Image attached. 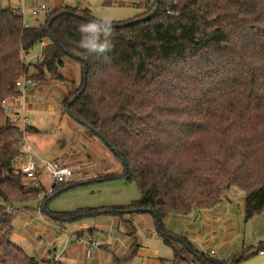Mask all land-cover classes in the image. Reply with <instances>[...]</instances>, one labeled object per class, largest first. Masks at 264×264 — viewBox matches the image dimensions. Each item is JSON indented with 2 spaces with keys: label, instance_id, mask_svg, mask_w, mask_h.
Masks as SVG:
<instances>
[{
  "label": "trees",
  "instance_id": "1",
  "mask_svg": "<svg viewBox=\"0 0 264 264\" xmlns=\"http://www.w3.org/2000/svg\"><path fill=\"white\" fill-rule=\"evenodd\" d=\"M94 17L89 7L63 4L27 25L20 8L0 0V264H45L12 239L19 205L31 208L39 189L16 170L20 118L6 114L2 101L20 94L16 82L31 66L34 82L63 80L67 56L82 64V78L64 111L110 148L141 196L68 211L50 210L48 200L44 216L66 226L149 213L175 264L189 253L201 264H238L264 250L260 242L227 261L197 251L166 222L212 209L233 187L245 192V222L264 212V0H154L142 14L113 22L107 59L78 47L79 25ZM43 41L42 59L26 62L24 54ZM88 182L64 184L54 196Z\"/></svg>",
  "mask_w": 264,
  "mask_h": 264
},
{
  "label": "rangeland",
  "instance_id": "2",
  "mask_svg": "<svg viewBox=\"0 0 264 264\" xmlns=\"http://www.w3.org/2000/svg\"><path fill=\"white\" fill-rule=\"evenodd\" d=\"M1 1L4 5H9L8 0ZM25 1L27 3V9L25 11L26 20L31 24L44 22L48 12H41L37 16H33L28 7L36 5V1ZM41 2L46 4L48 10L54 7L53 1L41 0ZM65 2L89 7L95 17L109 15L113 18V22H118L142 14L149 8L154 0H118L117 3L111 5H105L103 0H65ZM20 5L21 3H19V6ZM42 54L43 44H37L28 56L29 62L36 63L41 59ZM32 72H34L33 66L30 67L28 75H31ZM62 72L65 75L63 80L48 79L34 82L30 89L29 97L27 98L28 108L26 109L25 115L28 124L35 127V130H30L28 132L29 141L41 156L49 159H55L53 155L56 154L55 151L59 152L60 149H66L68 147L65 141L68 140L70 142V139L78 136V128L79 130L82 128L87 129L85 125L79 123V121L74 119L70 114L66 113L63 108V102L70 91L80 84L82 78V64L72 57L67 56ZM18 96L14 97V99ZM6 100L8 102L12 101L8 98ZM19 105L20 103L18 102L11 104V106H13L11 111H14V108ZM19 123L20 119L18 121V124ZM44 138H47L46 141ZM38 139L40 142L44 141V146L40 147V149L43 148V150L49 152V154L39 150L37 147ZM92 144L93 151H96L93 152L94 155L101 159L98 160L99 163L94 168L95 172L92 171L93 168H84L82 175L78 176L76 179L77 182H89L69 188L50 198L48 201V208L50 210L68 211L81 207L126 205V203H130L132 200L140 198L141 191L137 183L135 181H129L121 176L124 166L122 162L112 154V151L110 153V148L108 146L106 147L98 137L96 140H93ZM110 174H114L115 177L102 180L98 179ZM44 180L48 182L47 174H45ZM229 191V194L233 196V202L236 203L239 209L241 202L245 200V192L237 187H233ZM37 203L36 201L30 202L29 207L34 208L37 206ZM19 208L20 211L14 216L15 230L12 236L14 242L21 245L30 255L38 257L40 253L43 252L49 254L54 253V243L57 244L58 251L63 250L64 239L66 238L65 231L59 232L57 228L48 225L52 230L51 233L47 231L45 234L33 233L35 232V228H48L46 226L47 224L54 225L55 223L53 224L51 220L44 216L47 221L45 222V220L40 218L38 213L31 208L22 207V205H19ZM128 218L130 217L128 216ZM80 222L79 220L68 224V230L72 231L71 229L77 228ZM134 223L136 225V220H134ZM122 226L123 228H127L128 231L133 230L131 225H126V227L125 225ZM58 235L61 236L59 241L57 240ZM163 252L174 254L173 249L170 247H166ZM99 264L107 263L100 260ZM196 264L201 263L197 262Z\"/></svg>",
  "mask_w": 264,
  "mask_h": 264
},
{
  "label": "crops",
  "instance_id": "3",
  "mask_svg": "<svg viewBox=\"0 0 264 264\" xmlns=\"http://www.w3.org/2000/svg\"><path fill=\"white\" fill-rule=\"evenodd\" d=\"M35 1L36 5L44 3L41 0ZM50 1L54 2V7L63 4L74 5L66 3L65 0ZM8 2L9 6L16 8H20L23 3L27 4L25 0H8ZM19 3H21L20 6ZM33 6L35 5L28 7L31 15H33L31 11ZM31 130L35 129L32 128ZM77 132H79L78 136L70 139V142L65 141V144H68L66 149L62 148L59 152L55 151L56 154L53 155L60 162L70 163L82 169L93 168L92 171L95 172L94 168L98 165V160L101 159L93 153L96 151H93L92 142L97 137L91 135L88 128H82L81 130L78 128ZM46 139L44 138L45 141ZM43 142L38 139L37 147L43 153L49 154L43 148L40 149L44 146ZM229 192L227 191L223 200L212 209H194L187 216L169 215L166 218L168 227L188 237L197 251L213 256L210 251L214 249L217 251L215 257L232 261L241 253L247 251V248L264 242V212L245 222V200L241 202L238 209L236 203L233 202V196ZM35 212L38 213V211ZM38 215L40 216L39 213ZM40 218L45 220L44 215ZM134 220H136V225ZM80 221L78 227L71 229L72 231H69L67 226L71 223L66 226L45 223L47 227L49 225L57 228L59 232H66L64 247L63 250L58 251V246L54 243V253L43 252L40 253L39 257H36L43 260L45 264L54 259L56 255H59L58 259L64 264H99L100 260L107 264H175V253L172 255L163 252L169 246L157 233L155 220L149 213L134 217L127 213L123 219L118 216H101L99 218H84ZM45 222L47 221L45 220ZM122 225H125V227L131 225L133 230L128 231ZM91 230L94 232L93 236L101 240L103 245L100 250L94 252L92 257L88 258L85 255L84 248L69 238V233L79 231L90 233ZM34 231L33 233L36 234H45L46 231L48 233L52 232L49 227L35 228ZM60 238L61 236L58 235L57 240L59 241ZM253 250L250 249L248 253ZM185 257L187 261L183 264H196L198 262L194 255L190 253L186 254ZM238 264H264V254L256 253Z\"/></svg>",
  "mask_w": 264,
  "mask_h": 264
},
{
  "label": "built area",
  "instance_id": "4",
  "mask_svg": "<svg viewBox=\"0 0 264 264\" xmlns=\"http://www.w3.org/2000/svg\"><path fill=\"white\" fill-rule=\"evenodd\" d=\"M22 13L25 17L26 4L20 7ZM32 14L37 16L41 12H48V8L45 3H40L32 7ZM25 24L29 22L24 20ZM43 45L46 41H43ZM28 54H24V60L29 62ZM42 59V57H41ZM34 84V80L28 75L20 77L16 85L20 91L17 98L8 102L6 99L3 100V109L6 114H12V112H18L20 123L18 126L22 129L21 143H22V153L16 158L14 164L16 170L20 172L23 176V181L28 187L39 189V199L37 203V210L40 216L42 214V208L46 202L52 198L58 191L59 188L75 181L78 176H81L83 169L80 167L72 166L65 162H60L55 159H49L41 156L28 138V120L25 115L26 109L28 108V97L30 94V89ZM20 103V105L12 110L11 104ZM11 103V104H10ZM47 174L48 182H45L44 177ZM69 238L80 244L84 248L85 255L90 258L93 256L94 252L100 250L103 243L98 238L94 237L90 233H85L82 231L69 233ZM259 253L264 254V250ZM210 254L213 256L217 255V251L212 249ZM59 255H56L54 259L49 261L47 264H64L58 259Z\"/></svg>",
  "mask_w": 264,
  "mask_h": 264
},
{
  "label": "clouds",
  "instance_id": "5",
  "mask_svg": "<svg viewBox=\"0 0 264 264\" xmlns=\"http://www.w3.org/2000/svg\"><path fill=\"white\" fill-rule=\"evenodd\" d=\"M78 30L81 33L78 47L89 55L107 59V54L114 47L113 18L109 15L90 18L81 23Z\"/></svg>",
  "mask_w": 264,
  "mask_h": 264
},
{
  "label": "water",
  "instance_id": "6",
  "mask_svg": "<svg viewBox=\"0 0 264 264\" xmlns=\"http://www.w3.org/2000/svg\"><path fill=\"white\" fill-rule=\"evenodd\" d=\"M79 1V0H78Z\"/></svg>",
  "mask_w": 264,
  "mask_h": 264
}]
</instances>
